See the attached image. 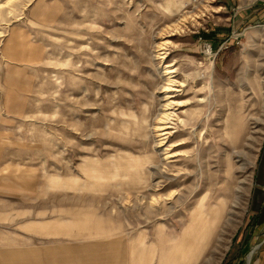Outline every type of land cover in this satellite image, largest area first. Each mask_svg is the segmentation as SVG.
<instances>
[{"label": "rangeland", "instance_id": "obj_1", "mask_svg": "<svg viewBox=\"0 0 264 264\" xmlns=\"http://www.w3.org/2000/svg\"><path fill=\"white\" fill-rule=\"evenodd\" d=\"M263 151L264 0H0V264H226Z\"/></svg>", "mask_w": 264, "mask_h": 264}, {"label": "crops", "instance_id": "obj_2", "mask_svg": "<svg viewBox=\"0 0 264 264\" xmlns=\"http://www.w3.org/2000/svg\"><path fill=\"white\" fill-rule=\"evenodd\" d=\"M259 16L261 11L241 12L238 21L242 24L250 22L251 19L256 20ZM257 180L254 212L248 215L242 230L233 242L226 264H264V151L259 161Z\"/></svg>", "mask_w": 264, "mask_h": 264}, {"label": "bare ground", "instance_id": "obj_3", "mask_svg": "<svg viewBox=\"0 0 264 264\" xmlns=\"http://www.w3.org/2000/svg\"><path fill=\"white\" fill-rule=\"evenodd\" d=\"M160 48V47H159ZM162 50V49H161ZM208 51V50H207ZM159 60L162 62L165 58V53H161L159 54ZM163 72H164V76L166 77L165 81L167 82L164 86H163V90H162V97H161V107H160V111H159V115L157 116L155 123L151 126H148L150 128L149 133L152 134V137L154 139V143H155V149L161 150V147L165 146L169 139H170V132L168 131V129H170L168 126L169 124H171L170 122L174 121L172 120L173 118H176V121L179 120L177 116H175L174 114V107L176 106V104L174 103L175 101L171 100L170 96H169V91L171 88V84L173 83V79L171 80V71L169 70L168 66H165L163 68ZM147 127V128H148ZM178 145H168L164 150V158L163 160L166 162L168 161L171 156L169 151H172L175 147H178ZM165 168V167H164ZM158 170V167L154 168V171ZM154 200H152L151 203L149 204H153ZM225 207H226V203L225 201L221 200L218 205L216 206H211L210 208L207 207L203 202H201V204H199V206L197 208H195L194 213L192 214V221H204L203 222V227L200 228L202 229H206L208 226V223H210V225H214L215 221L219 220L222 218L223 214L225 213ZM171 209V206L169 207ZM198 227H195V229ZM210 233L213 232V230L210 228L209 230ZM257 247V246H256Z\"/></svg>", "mask_w": 264, "mask_h": 264}]
</instances>
